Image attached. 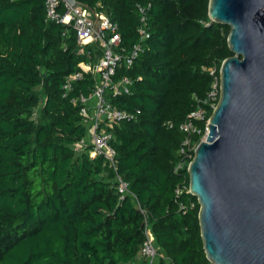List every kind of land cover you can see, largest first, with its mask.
<instances>
[{"label": "trees", "instance_id": "obj_1", "mask_svg": "<svg viewBox=\"0 0 264 264\" xmlns=\"http://www.w3.org/2000/svg\"><path fill=\"white\" fill-rule=\"evenodd\" d=\"M78 3L109 15L120 49L138 40L139 6L147 8L145 52L119 68L134 79L132 90L110 97L137 117L112 128L117 172L89 147L75 155L88 126L73 99L89 95L96 79L83 73L64 86L80 63L97 58L81 52L72 25L47 20L46 0H0V264H144L146 224L165 255L156 264H213L189 192L194 155L182 169L176 163L180 125L205 107L199 143L214 111L208 95L234 55L230 26L210 19L209 0ZM67 9L62 2L59 11ZM117 173L128 182L124 197Z\"/></svg>", "mask_w": 264, "mask_h": 264}, {"label": "water", "instance_id": "obj_2", "mask_svg": "<svg viewBox=\"0 0 264 264\" xmlns=\"http://www.w3.org/2000/svg\"><path fill=\"white\" fill-rule=\"evenodd\" d=\"M209 17L230 26L234 55L220 68V97L188 167L189 192L213 264H264V0H209Z\"/></svg>", "mask_w": 264, "mask_h": 264}, {"label": "built area", "instance_id": "obj_3", "mask_svg": "<svg viewBox=\"0 0 264 264\" xmlns=\"http://www.w3.org/2000/svg\"><path fill=\"white\" fill-rule=\"evenodd\" d=\"M65 0H46L47 20L56 23L72 25L76 32L81 52L93 53L97 58L95 63L82 62L79 64L82 71L73 73L66 78V90L72 88V82L83 77V73H92L95 83L89 95H80L74 98L78 103L81 115L90 130V141L82 139L74 145L73 149H87L92 158L102 157L104 161L117 172V149L114 146V133L112 128L124 121L134 120L137 113L115 105L110 97L129 94L134 85V79L127 74H119L120 67L130 68L146 49V41L151 37L149 29V17L147 8L139 6L140 24L137 28L138 40L132 47L126 49L121 47V35L118 25L114 23L105 11H95L87 6L75 5L67 7L65 13L59 11V6ZM94 49L87 51V47ZM119 49V50H118ZM212 75L215 68L209 69ZM220 97V79L215 78L213 89L208 95V103L212 108L216 107V100ZM206 108L201 107L189 114L188 118L180 125V130L185 133V138L178 150L180 159L176 163V170L185 167V164L195 154L198 144L205 140L208 134V126L199 143H194L193 137L202 133V127L198 124L205 118ZM139 112V111H137ZM119 192L122 197L129 192L128 182L117 173ZM145 241L140 254L149 259V264L160 253L156 246L154 235L148 224L145 226Z\"/></svg>", "mask_w": 264, "mask_h": 264}, {"label": "rangeland", "instance_id": "obj_4", "mask_svg": "<svg viewBox=\"0 0 264 264\" xmlns=\"http://www.w3.org/2000/svg\"><path fill=\"white\" fill-rule=\"evenodd\" d=\"M85 140L90 141V130H89V128H88V132H87V136H86ZM73 148H74V146H73ZM74 150H75V155H78L79 153L85 151V149H79V150L74 149ZM164 256H165V255H164L163 253L160 252V253L156 256V258L154 259V263H153V264H156V263L158 262L159 258H160V257H164ZM147 260H148V259H147ZM141 261H142V260L140 259L139 262H141ZM144 264H149V260H148V262H146V263H144Z\"/></svg>", "mask_w": 264, "mask_h": 264}]
</instances>
